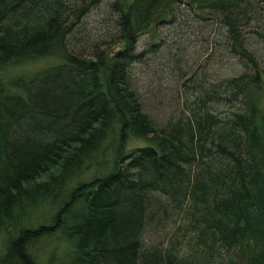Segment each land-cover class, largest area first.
<instances>
[{
	"label": "trees",
	"instance_id": "trees-1",
	"mask_svg": "<svg viewBox=\"0 0 264 264\" xmlns=\"http://www.w3.org/2000/svg\"><path fill=\"white\" fill-rule=\"evenodd\" d=\"M184 11L227 76L172 63L180 108L158 123L135 67ZM54 237L46 264H264V0H0V264Z\"/></svg>",
	"mask_w": 264,
	"mask_h": 264
},
{
	"label": "rangeland",
	"instance_id": "rangeland-1",
	"mask_svg": "<svg viewBox=\"0 0 264 264\" xmlns=\"http://www.w3.org/2000/svg\"><path fill=\"white\" fill-rule=\"evenodd\" d=\"M182 14L178 25H165V23L159 25L154 35L156 37L155 43H159V45L156 46L157 52L152 55H147V64L145 66L139 63L135 67L134 87L138 91L146 111L158 123L165 122L172 114L175 115L179 111L180 89L179 86L171 80V78L179 77L178 70L181 72L185 70H189L188 72L196 70L198 73H201L202 70H205L202 69V66L209 65L213 62L209 72L215 77L227 76L225 71L228 63L225 62L226 64H224L223 67L218 63V61L224 59V57L218 58L219 50L217 46L212 43L214 36L211 33V28L204 29L201 27L204 24L202 22H205L207 17H199L200 21H202L199 25H189L184 22L190 19V15L185 11ZM94 18L95 26H92V24L90 25L92 31H95L94 38L99 37L102 41L109 40L110 37L113 38V36L118 33L112 15L103 13L102 15L97 14ZM205 23L207 24V22ZM132 37L134 39L133 42L137 44L139 50H143L145 45L151 43L147 35L135 34ZM217 41L218 39H216V42ZM175 42H178L177 45L182 47L181 51L174 50ZM172 63L175 64L174 67L178 69L174 70V73L171 72L173 68ZM205 71L208 72L207 69ZM167 210L169 220L166 223L165 229H156L154 233H151L152 235L149 234L147 236V241L154 243L164 235L166 230L168 231L179 222V220L175 218L176 215L173 211ZM32 251L34 264H46L47 257L49 258L53 251L58 254L62 251V246L58 239L54 237L36 242L32 247ZM0 252L2 253L1 245Z\"/></svg>",
	"mask_w": 264,
	"mask_h": 264
},
{
	"label": "water",
	"instance_id": "water-1",
	"mask_svg": "<svg viewBox=\"0 0 264 264\" xmlns=\"http://www.w3.org/2000/svg\"><path fill=\"white\" fill-rule=\"evenodd\" d=\"M127 22L129 24V28L132 29V26H131V23H130V19L129 18H127Z\"/></svg>",
	"mask_w": 264,
	"mask_h": 264
}]
</instances>
